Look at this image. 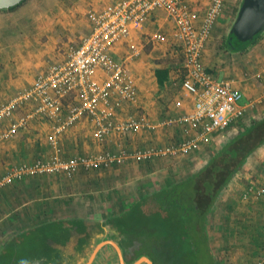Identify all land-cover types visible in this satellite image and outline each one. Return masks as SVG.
<instances>
[{"label": "crops", "instance_id": "1", "mask_svg": "<svg viewBox=\"0 0 264 264\" xmlns=\"http://www.w3.org/2000/svg\"><path fill=\"white\" fill-rule=\"evenodd\" d=\"M116 1L118 0H37L36 4L25 7L22 5L25 19L23 21L30 27L28 33L33 34L36 30L37 39L35 41L38 45L43 46L42 51L41 48L34 51L38 53L36 57L28 51L30 39L27 37L29 36L27 32H19V39L13 41L14 43L10 42L11 40L8 41V36L11 39L14 33V27L11 28L8 21L14 23L18 28V20H14V12L0 10V13H6L9 18L4 22L5 27H8L9 30H3V35H0V106L10 102L22 90L29 88L36 76L45 71L51 62L54 63L55 59L56 61L65 60L68 52L80 46L83 39L92 31L90 11H101ZM188 2L203 17L211 0H188ZM238 2L239 0L226 1L217 27L227 26L237 11ZM156 33L166 35L167 42L151 41L152 36ZM174 33L175 26L167 18L165 12L156 11L151 14L142 29L132 31L126 44H120L115 48V57L118 60L128 58L133 52H138V55H134L129 63L137 80L138 100L136 103H125L119 110L118 116L120 119H126L129 115L144 114L153 126L152 129L142 130L135 134L113 132L104 140H100L89 119L80 118L60 136L59 142L64 157L87 156L106 150L117 152L121 149L136 151L151 147H165L182 140L185 135V126H163L162 123L170 118L180 116L192 108L190 97L180 87L184 70L182 67L172 69L169 80L163 87H160L156 71L165 66L157 62L152 63L150 60V58L156 59L159 56L162 58L161 55L164 54L167 57L176 58L178 53L174 52L175 45L178 47L179 45L174 38ZM40 36L48 37V42L41 41ZM261 37H264V33ZM44 45L49 46V49H45ZM151 45L154 48L150 54H147L145 50ZM172 47H175L174 50ZM207 51L209 50L205 49L203 54L204 65L217 78L233 81L235 86L243 92V103L252 105L247 115L254 106L261 108L264 105V40L261 41L257 49L262 53L252 55L258 61L251 64L252 67H248L245 72H241L239 67H235L230 69L228 74L222 75L217 70L218 66H212L206 61L205 56L209 54ZM13 53L18 54L15 57L21 61L36 60L35 65H26L25 67L32 70L36 66L34 77L30 78L28 70L22 69L19 72V69L11 70L10 67H6V62H10L14 56ZM46 57L54 61L49 60V63L44 65ZM57 57L59 58L57 59ZM257 75L260 77L257 78ZM172 95L173 101L167 105V98ZM180 98L184 99V107L181 109L175 106V102ZM23 113H25V109L17 112L16 117H20ZM260 119L262 118H256L254 121ZM3 121H7V129L10 128L11 122L6 119ZM245 121L240 130L246 129L254 122ZM246 123L247 125H245ZM52 127V121L45 117H38L30 121L26 127L18 129L20 132L18 133L17 130V134L13 135L11 139L1 140L0 136V177L9 174L19 163H31L35 160L51 158L53 148L49 139ZM235 133L237 132L235 131ZM203 150L207 151L204 147L177 158L179 163L174 165H172L173 157H157L145 161L127 160L101 170L80 169L71 179L61 174H38L35 177L34 174L24 176L25 178L21 180H13L0 190V255L15 238L34 227L75 219L96 220L103 223L114 215L128 211L142 196L167 189L182 179L188 178V175L196 173V169L192 172L190 169L196 161V154H200L198 152ZM254 166L256 167L255 177L258 179L252 178L249 184L253 183L262 187L264 186V146L250 157L246 169ZM184 168H188V173L182 175ZM174 169L177 170L173 172ZM174 177H177L178 181H173ZM232 191L233 188L225 198L233 196ZM232 217L228 250L233 264H242L243 262L244 264H257L256 262L264 256V244L251 246L247 239L254 236L252 228L264 226V196L259 200L254 197L249 198L246 201L245 211L236 213ZM241 222L243 223L241 224ZM117 235L115 230L105 227L104 232L96 238L98 239L96 247L102 244V248L90 261L95 247L84 264H122L113 243L120 247L125 264H129L126 262L121 243L115 240ZM257 242L259 243L258 240ZM242 244L245 245V250L241 246ZM219 246L221 248V245ZM19 247L15 246L14 251L21 250ZM241 254H245L243 260ZM150 260L152 261V259ZM23 262H27L26 264H53L43 259L33 260L30 258ZM136 262L137 260L133 264Z\"/></svg>", "mask_w": 264, "mask_h": 264}, {"label": "built area", "instance_id": "2", "mask_svg": "<svg viewBox=\"0 0 264 264\" xmlns=\"http://www.w3.org/2000/svg\"><path fill=\"white\" fill-rule=\"evenodd\" d=\"M226 1L211 0L203 17L188 0H118L101 11H90L92 31L77 49L70 52L68 59L50 63L29 88L0 106V122L5 119L11 122L3 137L11 136L38 117L53 122L49 139L53 148L51 158L13 169L0 178V189L25 175L62 173L72 178L80 169L101 170L127 160L185 156L217 144L230 130L242 129L252 105L242 103L244 94L233 81L217 78L203 63L204 51ZM156 11L165 12L175 26L174 38L184 59L180 87L190 97L192 105L189 111L166 120L162 125L185 126L184 137L165 147L106 150L87 156L64 157L60 136L80 118L89 119L100 140L113 132L135 134L152 129L144 114L129 115L126 119L118 116L125 103L138 100L137 80L129 66L130 59L138 52L118 60L115 48L126 44L132 31L142 29ZM167 40L162 33L151 38L158 43ZM175 106L183 108L184 99L176 101ZM21 109H25V113L17 118L16 113ZM263 196L264 186L253 183L245 194L246 199Z\"/></svg>", "mask_w": 264, "mask_h": 264}, {"label": "trees", "instance_id": "3", "mask_svg": "<svg viewBox=\"0 0 264 264\" xmlns=\"http://www.w3.org/2000/svg\"><path fill=\"white\" fill-rule=\"evenodd\" d=\"M261 35L243 43L230 32L224 49L244 53ZM183 61L178 56L157 62L165 66L156 71L160 87L169 80L172 69L183 68ZM263 146L264 118L238 130L213 152L205 167L189 178L142 196L128 211L103 223L75 219L34 227L8 245L0 255V264H26L23 260L27 258L53 264H84L105 227L118 233L115 240L121 243L129 264L144 256L154 264H217L207 230L208 216L235 175ZM15 246L21 250L15 252Z\"/></svg>", "mask_w": 264, "mask_h": 264}, {"label": "rangeland", "instance_id": "4", "mask_svg": "<svg viewBox=\"0 0 264 264\" xmlns=\"http://www.w3.org/2000/svg\"><path fill=\"white\" fill-rule=\"evenodd\" d=\"M36 2H37V0H27L23 4V6L25 7V6H29V5H32V4H36ZM241 2H242V0H239L238 5H237L238 8H236L237 11H235V14L233 15V18L227 24V26H225V27H217V23L218 22L216 23V25H215V27L213 29V32H212V37L210 39V43H209V45H207L209 48L208 47L206 48V50L207 49L209 50V51H207L209 54H207L205 56L206 61L208 63H210L212 66H218L217 70L222 75L228 74V71L230 69H232V68H235V67H239L241 72H245L246 70H248V67L249 68L252 67L251 64H253L254 62L258 61L252 55H257V53H262V52H258L257 49L259 48V44L261 43V41L264 40V37H260L257 40V42L255 44L249 46L247 48V50L243 54L242 53H238V54L230 53V52H228V51H226L224 49V43H225L229 33L231 32L233 24H234V22H235V20H236V18L238 16V12H239L238 10L241 7V5H240ZM23 6L19 7L15 11H12L15 14L14 15L15 19L14 20H18L17 21L18 22V26H19L18 28H17L16 25H14V23H12V22L7 20L9 18H8V15H6V13H3V12L0 13V35H3V30L8 29V27H5L6 25L4 24V22L8 21V23H10L9 26L11 28L14 27V33H13V36H11L12 38L10 39V37L8 36V41L11 40L10 42H13V41L15 42L16 40L19 39V37H18L19 32H27L28 33V30H29L28 28H30L29 25L28 24L26 25L25 21H23V20H25L24 17H23L24 14L22 13V9L24 8ZM14 22H16V21H14ZM27 37L30 39L29 46H28V51L30 53H32L34 55V57H36V55L38 53L37 52L35 53L34 51L37 50L38 48H41V51L43 49L42 48L43 46L42 45H38L36 43V41H35V39H37V31L35 30V32L33 34H29V36H27ZM40 40L48 42V37L40 36ZM44 46H45V49L46 48L49 49V46H46V45H44ZM175 47H172V49L175 48L176 50L174 52L178 53L177 56H181V48H179L177 45H175ZM153 48L154 47L152 45L149 46L145 50L146 53L150 54L152 52ZM166 52H168V51H166ZM170 52H171V50H170ZM69 54H70V52H68V54H66V56H65L66 59H68ZM12 55H14V56H12V59L10 60V62H6V65H7L6 67H10L11 70L12 69L13 70L14 69H19V72L22 69L28 70L30 78L34 77V74H35L34 70L36 69V66L32 70L29 69V68H25V67H26V65H35L36 60L27 59L26 61H21L19 58L15 57V55H18V54H14L13 53ZM161 56H163V57L161 58L159 56L156 59L150 58V60H151L152 63H156V62H158L161 59H168V58L170 59V57L165 56V54L161 55ZM48 58L49 57L45 58L44 65H47L49 63L48 62L49 60L50 61H54L53 59H50V58L48 59ZM58 58L59 57H57V59ZM65 60L56 61V59H55L54 62H63ZM7 63H9V64H7ZM22 63H24L23 66H22ZM51 63H53V62H51ZM4 67H5V65H4ZM17 75H19L18 72H17ZM161 100H163V98H161ZM172 101H173V95L172 96H168L167 105L171 104ZM263 117H264V105L261 108H257V106H254L249 111V113L246 116L245 120H247V121L250 120V121L253 122L256 118L259 119V118H263ZM6 124H7V121H2L0 123L1 140L11 139L13 135L17 134L16 133L17 131H16L15 133H13L9 137H3V135L5 134V132L7 130V127H8V126H6ZM19 132H20V130H18V133ZM235 134H236L235 131L230 130V131H228L225 134V138H220V141L217 144H215L213 146H210V147H205L208 152L206 150H205L206 152L204 150L202 152H198L200 154H196L197 158H196V161L194 162V164L191 166L192 168L190 169V172H192V170H195V169L197 171H199L200 168L205 167L206 164H207V161L210 160V158L212 157L213 152L218 150V149H220L222 146H224L231 138H233V136ZM180 157H183V156L173 157L172 165H174L175 163H179L178 159ZM159 158H165V157H159ZM167 158H172V157H167ZM248 161H250V158L247 160V162ZM34 162H36V160L31 162V163H28V162L19 163L13 169H15V168H17V167H19V166H21L23 164H28V165L31 164L32 165ZM247 162H246V164H247ZM253 163L255 164V161H253ZM246 164L235 175V177L233 178L231 183L228 185V187L220 195V197L218 199V202L216 203V205L212 209V212L208 216L207 230H208V234H209V237H210L211 248H212V250L214 252V256H215V259L217 261V264H233V259L231 258L229 250H228V240H229V235H230L229 234V228H230V223H232L231 219L233 218L232 216L234 214L243 213L245 211L246 201L248 200V199L245 198V194H246V191H247L248 187L250 186V184H249L250 182L249 181L252 178L258 179L257 177H255V175H256V173H255L256 167L254 166V167H250V168L246 169ZM175 170H177V169H174L173 172H175ZM186 173H188V168H184V172H183L182 175H185ZM56 174L64 175L62 173H56ZM192 174L188 175V178ZM74 175H73V177H74ZM26 176L27 175H25V177ZM35 176H37V174L34 175V177ZM25 177L19 178V180H21V179H23ZM254 179H253V181H255ZM172 180L173 181H178V178L174 177ZM183 180H185V179H182L181 181H183ZM232 183H233V185H231ZM6 186H4L3 188H5ZM3 188H1V189H3ZM231 188H233V191H232L233 196L225 198L226 194L229 193ZM223 198H225V199H223ZM242 223L243 222H241V224ZM255 224L257 225V223H255ZM252 230H253L254 236L247 239L248 243L251 246L252 245L257 246V245L264 244V226H262V227L258 226V228H256V229L252 228ZM257 240L259 241V243L257 242ZM219 245H221V248H220ZM241 246L245 250V245L242 244ZM240 256L242 257V260L245 258V254H241ZM263 259H264V256L260 260H258L256 263L257 264L258 263L264 264ZM261 261H263V262H261ZM242 264H244V262Z\"/></svg>", "mask_w": 264, "mask_h": 264}, {"label": "water", "instance_id": "5", "mask_svg": "<svg viewBox=\"0 0 264 264\" xmlns=\"http://www.w3.org/2000/svg\"><path fill=\"white\" fill-rule=\"evenodd\" d=\"M25 0H0V10H9L15 6H18ZM231 33L243 43L249 42L254 39L255 36L264 33V0H243L242 6L238 12V16L233 24ZM116 248L120 261L125 264L123 253L120 247L113 243ZM102 244L98 245L91 256L92 261L98 251L102 248ZM153 264L148 257H143L135 264Z\"/></svg>", "mask_w": 264, "mask_h": 264}]
</instances>
